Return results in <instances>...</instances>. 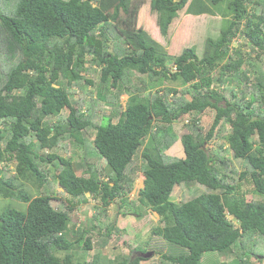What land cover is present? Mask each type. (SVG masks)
I'll return each instance as SVG.
<instances>
[{
    "label": "trees",
    "instance_id": "1",
    "mask_svg": "<svg viewBox=\"0 0 264 264\" xmlns=\"http://www.w3.org/2000/svg\"><path fill=\"white\" fill-rule=\"evenodd\" d=\"M10 1V9L0 8V196L26 206L0 207V264H139L142 255L85 259L94 247L86 234L90 229L73 228L69 212L87 193L104 207L119 199V207L129 210L124 216H142L146 207L155 211L159 224L152 234L185 249L162 254L172 264H200L205 252H231L244 240L255 244L254 233L264 237V74L248 57L251 67L242 70L243 45H231L240 37L260 51L256 57L264 52V10L250 11V0ZM220 4L229 15H221L218 34L206 39L202 56L193 46L173 54L150 34L167 37L182 8L186 14L215 15L212 6ZM134 72L146 78H133ZM158 80L185 87L150 93ZM241 82H250L253 90L243 92ZM83 84L109 106L127 95L116 121L113 107L106 122L95 123L91 106L84 112L81 102H72L71 88L85 90ZM208 108L215 112L203 131L199 115ZM49 117L55 122L45 120ZM175 121L184 127V157L169 158L165 150L176 137L164 131ZM89 128L93 136L86 153H93L96 164L53 151L68 136L84 138ZM214 139L218 154L207 147ZM140 147L142 165L136 162ZM231 153L241 159L240 170ZM12 163L15 173L5 177ZM138 174L143 186L130 201L125 194ZM23 182L38 194L31 196ZM55 183L70 196L64 209L50 203ZM193 184L203 190L174 201L175 185ZM242 185L248 189L242 191ZM111 230L112 225L107 237ZM59 250L66 253L59 256ZM260 250L250 253L264 264ZM249 254L232 264H254Z\"/></svg>",
    "mask_w": 264,
    "mask_h": 264
},
{
    "label": "rangeland",
    "instance_id": "2",
    "mask_svg": "<svg viewBox=\"0 0 264 264\" xmlns=\"http://www.w3.org/2000/svg\"><path fill=\"white\" fill-rule=\"evenodd\" d=\"M148 0H144V2H147ZM260 2L259 4H256L255 2ZM12 2L10 0H0V8L2 10H8L11 8ZM225 5V3H224ZM247 6L250 11H253L255 13L260 12L261 10H264V0H250L247 3ZM218 8V9H216ZM212 11L216 13L215 15L210 14H201V15H192V14H186L184 12V8H182L178 16L173 20L169 35L167 37L162 36L159 34L150 33L151 36L160 42L162 45H164L166 48H168L173 54L180 53L183 49L193 46L196 50V52L202 56V53L204 51L205 41L208 37L215 38L217 36V31L219 28V25H221V15H229L228 10L223 6L222 4L218 6H212ZM155 15L152 14V23ZM154 25V24H153ZM154 34V35H153ZM239 44L241 47L243 59L244 62L241 66L242 70H249L251 67V64L246 62V58H250L252 63L256 64L257 67L259 66V69L264 74V52L259 53V56L256 57V54L260 52L258 49L253 48L252 46L242 40L240 37L235 38V41L231 43L232 46H237ZM1 52H3L1 50ZM0 52V53H1ZM247 53H250L246 55ZM10 56V55H9ZM255 56V57H253ZM11 57V56H10ZM10 63L12 62V59H9ZM216 69L217 66L211 71L213 78L216 75ZM96 69L91 70V74L93 76H96ZM252 76V75H250ZM133 78H142L145 79L146 75H142L140 73L134 72L132 75ZM254 78L252 76V82ZM213 82H215L213 80ZM250 82L244 83L241 82L239 88L245 92L248 93L253 90V85L249 86L251 84ZM128 84V82H126ZM234 85L235 81L233 83H229V85ZM227 85V82L226 84ZM236 85V84H235ZM85 90L82 88L75 86L74 88V95L72 97V102H81V106L84 109V112H86L87 108L91 106V109L93 111V121L95 123H98L100 120L102 122H106L108 115H110V107L115 108L116 114L113 117V120L116 121L118 117L119 110H121V106L125 104L127 100V95L122 94L120 95V100L117 105L109 106L107 103L102 102L101 100H104V98L101 96L99 99L96 98V94L94 92V87L90 85H84ZM163 86H168L171 88H176L177 90H181L185 87V85L179 83V82H172V81H164L161 83V81H155L151 87L150 93L154 90H157V88H161ZM187 86V85H186ZM185 97L189 98V94H185ZM95 100V101H92ZM106 101V100H105ZM114 110V109H112ZM214 110L212 108L206 109L205 112H203L201 115H199L200 123L203 131L208 127V125L211 123L213 116H214ZM68 114V109L63 108L61 111V116L66 117ZM58 119L62 120L60 116L57 117ZM56 118L49 117L45 120L49 122H55ZM186 122V120H184ZM165 128V133H169V135H172L173 143L170 145L168 149L165 150V154L169 158H175V157H184V151H183V145L181 143L180 136L184 132V127L180 121H175L173 126H169ZM225 131V126L222 127L221 132L223 133ZM85 134V137L82 139H74L71 136H68L67 138H64L62 140L63 145H60L53 149V151L57 152L60 155H65V157L69 158L70 160H77L85 159L87 162H91L94 164L96 162V158L94 157L93 153L91 152L89 155H87L86 152L90 150L91 145V139L93 136V130L89 128L87 132H83ZM220 139H222L221 136H218ZM83 140L82 145H78L79 142ZM219 141L217 139L210 140L208 144V150L212 154H218L217 150V143ZM142 147H140L137 150L136 158L138 159L140 156V150ZM50 151V150H49ZM40 152L44 153L40 150ZM86 154V156H85ZM85 156V157H84ZM229 155L230 159H233V165L240 170L242 168V162L241 159L232 158ZM136 162H141L142 165V159H138ZM96 164V163H95ZM98 164V163H97ZM16 163L10 164L8 170L5 171L4 175L10 176L15 173ZM53 168V167H52ZM105 174L107 173V167L104 166L102 169ZM106 179V176H105ZM54 186L56 189V192L53 193L52 199L50 200V203L59 209H64L69 205V198L70 196L67 195L63 188L59 187L57 183ZM245 184V183H243ZM142 177L138 174V176L134 179L133 187L130 191H127L125 194V197L128 198L130 201H135L137 196L139 195V190L142 188ZM250 187V185L248 184ZM23 187L25 191H27L31 196H35L38 194V192L34 189V186H31L28 182H23ZM194 187V190L190 191V189ZM245 189H248L246 185H242L241 190L245 191ZM203 188L193 185L184 186L183 189L175 185L172 190V197L174 201L180 202L182 201L183 196L190 197L194 195L196 192L202 191ZM247 196H250V192H246ZM87 200L74 203L70 205L72 207L71 211L69 212L70 215V225L73 226V228L82 226L86 227L88 230L89 236L92 238V242L94 243V247L91 248L89 251H87V254L85 255V259L90 260L94 258L95 256L98 257L99 260L103 262H107L109 259L113 258H121L124 255H142L143 252H141L138 248L141 249L144 248L146 251L144 255L145 259H141L139 264H172L170 261L163 260L162 254L169 251V253H172L173 251L176 253H184L185 249L183 247H179L174 244H165V241L162 240L160 237L155 236L152 234V228L159 224V216L158 214L153 211L151 208H144L142 209L143 215L138 216L136 214H127L124 216L122 214L123 210L128 212V209L124 208V205L122 207H119V199L113 203H110L108 206H101L97 200L89 196V194H86ZM20 209H25L26 203H23L22 201L12 200L10 198H3L0 196V207L3 205H9ZM1 209V208H0ZM95 215V218L93 217ZM95 226L93 230L92 226ZM112 225V230L110 232V235L107 237L106 230L107 227ZM99 232V234H98ZM69 239H73V234L67 235ZM106 239L105 243H102L101 245L97 246L96 242H101L102 239ZM252 239L254 240L255 244H248L249 240H244L242 247L241 244H237L232 248L231 252L227 253H217V252H205L200 260V264H222V262L226 264H232V259L237 258L242 254V258H246V255L250 252H256L261 249L260 253L261 255L259 258L264 260V237L259 235L258 233H254ZM148 251H151L150 255H146ZM259 251V252H260ZM243 252V253H242ZM247 252V253H246ZM66 252L63 250H59L58 254L59 256L65 254ZM249 257L252 259V262L254 264H262L263 261H257L255 258H253V255L250 253Z\"/></svg>",
    "mask_w": 264,
    "mask_h": 264
},
{
    "label": "water",
    "instance_id": "3",
    "mask_svg": "<svg viewBox=\"0 0 264 264\" xmlns=\"http://www.w3.org/2000/svg\"><path fill=\"white\" fill-rule=\"evenodd\" d=\"M146 253H148V254H146V255H150V254H151V251H148V252H146ZM142 256L146 257V256L144 255V253H142Z\"/></svg>",
    "mask_w": 264,
    "mask_h": 264
},
{
    "label": "bare ground",
    "instance_id": "4",
    "mask_svg": "<svg viewBox=\"0 0 264 264\" xmlns=\"http://www.w3.org/2000/svg\"><path fill=\"white\" fill-rule=\"evenodd\" d=\"M143 253H145V252H143Z\"/></svg>",
    "mask_w": 264,
    "mask_h": 264
}]
</instances>
